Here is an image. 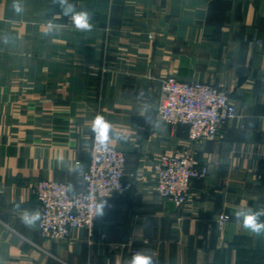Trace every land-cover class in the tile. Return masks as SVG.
<instances>
[{
  "label": "crops",
  "instance_id": "0c3cea01",
  "mask_svg": "<svg viewBox=\"0 0 264 264\" xmlns=\"http://www.w3.org/2000/svg\"><path fill=\"white\" fill-rule=\"evenodd\" d=\"M19 2L17 14L0 0V264H127L138 251L155 264H264V237L233 214L264 209V0H71L92 13L91 31L53 0ZM166 77L221 86L237 118L191 143L156 115ZM97 115L131 189L99 202L92 238H43L16 205L40 209V180L84 190ZM178 149L208 168L181 208L158 197L153 169Z\"/></svg>",
  "mask_w": 264,
  "mask_h": 264
},
{
  "label": "built area",
  "instance_id": "2783aa9c",
  "mask_svg": "<svg viewBox=\"0 0 264 264\" xmlns=\"http://www.w3.org/2000/svg\"><path fill=\"white\" fill-rule=\"evenodd\" d=\"M163 100L157 112L168 123L188 127L192 140H214L220 127L237 117V110L218 89L199 83L186 84L172 78L161 81ZM112 131L110 129L109 137ZM110 141V139H109ZM126 156L110 143L105 150L97 144L95 133L89 151V163L82 174L83 191L71 192L63 183L41 180L34 187V196L40 205L38 230L43 238L62 240L75 229H85L92 235L101 200L125 194L130 186L124 182ZM156 173V191L180 208L185 205L187 190L194 179H201L207 169L186 152L163 154L153 167ZM226 219L219 220L222 229Z\"/></svg>",
  "mask_w": 264,
  "mask_h": 264
},
{
  "label": "clouds",
  "instance_id": "9594fccd",
  "mask_svg": "<svg viewBox=\"0 0 264 264\" xmlns=\"http://www.w3.org/2000/svg\"><path fill=\"white\" fill-rule=\"evenodd\" d=\"M53 3L60 7L63 16L70 17L71 23L77 31H91L93 29L94 25L91 23L92 13L87 9L78 10L71 0H53ZM12 9L17 14L23 11L19 0H13ZM48 27L59 31L63 26L49 21ZM111 127V124L102 115H97L92 123L95 140L105 150L108 148ZM103 207V204L98 206L97 211L99 214H102ZM16 209L19 212L21 222L26 227H35L41 219L42 214L39 208L27 209L16 205ZM233 214L236 222L241 224L246 231L264 237V220L261 219V217H264V209L237 208ZM127 264H155V261L151 255L138 251L127 261Z\"/></svg>",
  "mask_w": 264,
  "mask_h": 264
},
{
  "label": "rangeland",
  "instance_id": "374dc122",
  "mask_svg": "<svg viewBox=\"0 0 264 264\" xmlns=\"http://www.w3.org/2000/svg\"><path fill=\"white\" fill-rule=\"evenodd\" d=\"M167 78H172L173 80H175V81H177V82H182V83H186V84H191V83H199V84H203V85H209V86H212V87H215V88H217L218 89V93H220V94H222V95H224V96H226L227 98H228V100H230L231 101V103L232 104H234L235 105V107H236V110H237V106H236V104L230 99V97H229V94L221 87V86H214V85H211V84H206V83H202V82H184V81H179V80H177L176 78H174V77H166V78H162V79H160L159 80V85H161V81L162 80H166ZM18 82H21V83H25L26 84V76H23L21 79H19L18 80ZM163 100V97H162V93H161V86H160V95H159V101H158V106H159V104H160V102ZM158 106H157V108H156V115H157V117H158V119H159V121H161L162 123H165V124H167V125H170V126H173V127H178V126H185V125H183V124H180V123H168V122H166V121H164V120H162L160 117H159V115H158V112H157V109H158ZM237 116H238V112H237ZM237 118V117H236ZM235 118V119H236ZM234 119V120H235ZM234 120H232V121H234ZM232 121H227V122H225V123H229V122H232ZM224 123V124H225ZM185 127H187V126H185ZM188 128V127H187ZM94 136V135H93ZM219 137V134H218V136H217V138ZM216 138V139H217ZM188 139H189V141L191 142V143H194V144H201V143H204V142H209V141H214V140H216V139H214V140H192L191 138H190V136H189V129H188ZM92 145H93V138H92ZM92 145H91V148H92ZM90 148V149H91ZM90 151V150H89ZM177 151H184V152H186L190 157H192L193 158V160H195L198 164H199V166H201V167H205L206 169H207V174L203 177V178H201V179H204L207 175H208V168H207V165L206 164H203L202 163V161L201 160H199L196 156H195V154H193V153H191L190 151H189V149H178V150H176V151H174V152H177ZM86 169H87V167H86ZM85 169V170H86ZM84 170V171H85ZM83 171V172H84ZM83 174V173H82ZM194 180H197V179H194ZM193 180V181H194ZM41 181V180H40ZM192 181V182H193ZM192 182L190 183V186H189V188H188V190H187V198L186 199H188V196H189V193H190V188H191V185H192ZM129 186H130V184H129ZM130 189L131 188H129V190L128 191H130ZM127 191V192H128ZM155 191H156V180H155ZM126 192V193H127ZM156 194L158 195V193H157V191H156ZM158 197H160L159 195H158ZM161 199H165V198H162V197H160ZM167 200H169V199H167ZM171 201V200H170ZM187 201V200H186ZM173 203V202H172ZM186 204V203H185ZM175 206V205H174ZM176 207V206H175ZM183 207V206H182ZM176 208H178V207H176ZM181 208V207H180ZM98 213V212H97ZM97 219V218H96ZM222 219H226V218H222ZM227 220V219H226ZM226 220H225V222H226ZM96 222V221H95ZM225 222H224V224H225ZM94 226H95V224H94ZM94 226H93V230H92V235L90 236V238H92L93 237V231H94ZM82 229V228H81ZM85 230V229H84ZM86 232H87V230H86ZM72 233V232H71ZM87 234H88V232H87ZM71 235V234H70ZM69 235V236H70ZM68 238V237H67ZM66 239V238H65Z\"/></svg>",
  "mask_w": 264,
  "mask_h": 264
}]
</instances>
